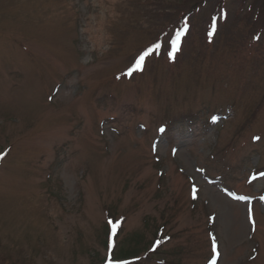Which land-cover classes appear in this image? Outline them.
Wrapping results in <instances>:
<instances>
[{
    "label": "rangeland",
    "instance_id": "rangeland-1",
    "mask_svg": "<svg viewBox=\"0 0 264 264\" xmlns=\"http://www.w3.org/2000/svg\"><path fill=\"white\" fill-rule=\"evenodd\" d=\"M218 5L0 0V264H264V0Z\"/></svg>",
    "mask_w": 264,
    "mask_h": 264
},
{
    "label": "snow or ice",
    "instance_id": "snow-or-ice-1",
    "mask_svg": "<svg viewBox=\"0 0 264 264\" xmlns=\"http://www.w3.org/2000/svg\"><path fill=\"white\" fill-rule=\"evenodd\" d=\"M180 41H181L180 34L177 33L176 36H175V39L170 40L169 44H170V46L172 48H174V49H176L178 51L179 50ZM162 49H165V44H164L163 41L154 44L151 48L145 49L139 55V60L137 62V66H136L135 70H139L145 64V62H146V60L148 58L155 57L156 55L160 54ZM165 54L166 55H171V56L175 55L174 52H168L167 50H165ZM0 159H2V157H0Z\"/></svg>",
    "mask_w": 264,
    "mask_h": 264
},
{
    "label": "trees",
    "instance_id": "trees-1",
    "mask_svg": "<svg viewBox=\"0 0 264 264\" xmlns=\"http://www.w3.org/2000/svg\"><path fill=\"white\" fill-rule=\"evenodd\" d=\"M222 2H223V0H219V5H218L219 7L216 9L214 14L218 15V14L222 13ZM196 10H198V5L192 6L190 9L187 10L188 11L187 13L180 14L178 25L175 27V29L173 31L171 40L175 39V36H176L177 33H179L180 36L182 35V31L186 27L187 22H188V20L190 18V15L192 14V12H194ZM214 17H215V15H213V17H212L213 20H214ZM161 40H162V37H160L156 42H154L148 48H151L154 44H156L158 42H161ZM170 52H173L172 47H171V51ZM147 60H146V62H147ZM137 62H138V60L135 62L134 66L130 69V71H136L135 69H136V66H137ZM146 62H145V64H146ZM145 64L139 69L140 71H142L143 67H145ZM0 161H2V160L0 159Z\"/></svg>",
    "mask_w": 264,
    "mask_h": 264
},
{
    "label": "bare ground",
    "instance_id": "bare-ground-1",
    "mask_svg": "<svg viewBox=\"0 0 264 264\" xmlns=\"http://www.w3.org/2000/svg\"><path fill=\"white\" fill-rule=\"evenodd\" d=\"M3 166V165H2ZM4 167V166H3Z\"/></svg>",
    "mask_w": 264,
    "mask_h": 264
}]
</instances>
